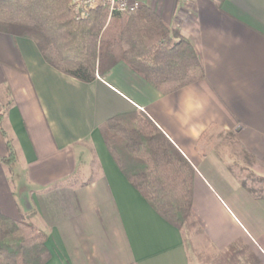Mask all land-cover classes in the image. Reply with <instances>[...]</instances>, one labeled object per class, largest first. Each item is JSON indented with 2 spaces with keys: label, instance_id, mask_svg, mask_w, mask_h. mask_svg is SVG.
<instances>
[{
  "label": "crops",
  "instance_id": "crops-1",
  "mask_svg": "<svg viewBox=\"0 0 264 264\" xmlns=\"http://www.w3.org/2000/svg\"><path fill=\"white\" fill-rule=\"evenodd\" d=\"M141 1L195 47L204 81L163 95L119 63L86 84L0 33V214L45 233L46 264H197L105 144L109 120L143 112L195 169L192 216L213 254L241 243L264 264V197L224 186L231 167L207 147L212 131L233 134L264 172V0Z\"/></svg>",
  "mask_w": 264,
  "mask_h": 264
},
{
  "label": "trees",
  "instance_id": "trees-1",
  "mask_svg": "<svg viewBox=\"0 0 264 264\" xmlns=\"http://www.w3.org/2000/svg\"><path fill=\"white\" fill-rule=\"evenodd\" d=\"M71 0H0V33L32 40L57 71L90 84L124 63L163 95L206 79L195 47L143 6L123 16L99 9L77 21ZM110 20V21H109ZM105 144L130 184L161 218L183 234L193 220L195 169L143 112L114 117L102 128ZM7 166L16 154L7 141ZM193 220V221H192ZM208 240V238L206 237ZM47 236L25 221L0 214V264H46ZM212 264H261L236 243Z\"/></svg>",
  "mask_w": 264,
  "mask_h": 264
},
{
  "label": "rangeland",
  "instance_id": "rangeland-1",
  "mask_svg": "<svg viewBox=\"0 0 264 264\" xmlns=\"http://www.w3.org/2000/svg\"><path fill=\"white\" fill-rule=\"evenodd\" d=\"M117 15V14H116ZM129 16V15H123ZM112 16L109 13V19L111 20ZM109 20V21H110ZM208 148L212 149L224 162L229 163L231 167V176L230 178H225L224 168L222 172L220 171L221 180L224 186H227L229 189L233 190L241 187L242 183L256 190V196L264 197V172L262 168L257 167V164H252L251 159L246 155L242 147L237 142L235 136L224 134L218 131L211 132V140L208 143ZM14 167V165H13ZM16 178V177H15ZM242 182V183H241ZM241 189V188H240ZM238 189V190H240ZM216 195L220 200H223L225 207H230V197L228 194L221 193L220 191H215ZM233 196H238L236 193ZM216 216H218L219 210L217 208L213 209ZM193 218V217H192ZM194 220V218H193ZM192 220V221H193ZM19 221H25L26 223L31 224L36 230L35 227L29 220L21 219ZM195 221V220H194ZM196 222V221H195ZM188 223L186 232L188 235V245L189 254L197 264H212V257L216 254H213V249L208 244V240L205 236V229L201 228L199 224L193 225ZM41 233H44L38 230ZM45 234V233H44Z\"/></svg>",
  "mask_w": 264,
  "mask_h": 264
},
{
  "label": "built area",
  "instance_id": "built-area-1",
  "mask_svg": "<svg viewBox=\"0 0 264 264\" xmlns=\"http://www.w3.org/2000/svg\"><path fill=\"white\" fill-rule=\"evenodd\" d=\"M70 6L77 21H83L90 17L91 13L104 9L111 16L132 15L143 6L141 0H71Z\"/></svg>",
  "mask_w": 264,
  "mask_h": 264
}]
</instances>
